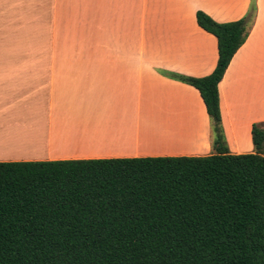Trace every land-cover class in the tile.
Wrapping results in <instances>:
<instances>
[{
	"label": "crops",
	"instance_id": "1",
	"mask_svg": "<svg viewBox=\"0 0 264 264\" xmlns=\"http://www.w3.org/2000/svg\"><path fill=\"white\" fill-rule=\"evenodd\" d=\"M251 1L216 85L233 155L253 152L264 122V0H0V162L213 153L202 101L177 77L216 60L194 12L233 21Z\"/></svg>",
	"mask_w": 264,
	"mask_h": 264
},
{
	"label": "trees",
	"instance_id": "2",
	"mask_svg": "<svg viewBox=\"0 0 264 264\" xmlns=\"http://www.w3.org/2000/svg\"><path fill=\"white\" fill-rule=\"evenodd\" d=\"M194 12L216 60L194 88L213 153L0 162V264H264V122L228 154L216 85L252 23Z\"/></svg>",
	"mask_w": 264,
	"mask_h": 264
},
{
	"label": "rangeland",
	"instance_id": "3",
	"mask_svg": "<svg viewBox=\"0 0 264 264\" xmlns=\"http://www.w3.org/2000/svg\"><path fill=\"white\" fill-rule=\"evenodd\" d=\"M35 2L37 3V2H39V0H35ZM248 7L254 9V3L251 1Z\"/></svg>",
	"mask_w": 264,
	"mask_h": 264
},
{
	"label": "bare ground",
	"instance_id": "4",
	"mask_svg": "<svg viewBox=\"0 0 264 264\" xmlns=\"http://www.w3.org/2000/svg\"><path fill=\"white\" fill-rule=\"evenodd\" d=\"M174 130H175V128H174ZM177 130H178V128H177Z\"/></svg>",
	"mask_w": 264,
	"mask_h": 264
}]
</instances>
